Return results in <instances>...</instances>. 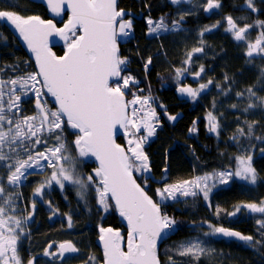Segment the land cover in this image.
Masks as SVG:
<instances>
[{
  "label": "snow or ice",
  "instance_id": "obj_1",
  "mask_svg": "<svg viewBox=\"0 0 264 264\" xmlns=\"http://www.w3.org/2000/svg\"><path fill=\"white\" fill-rule=\"evenodd\" d=\"M171 2L179 5L181 0ZM65 3L70 7L72 15L62 28H57L52 20H43L37 15L25 17L15 11L0 10V22L7 23L18 31L35 53L39 65L37 73L8 80L0 78V168L6 170V176H0V200L3 201L0 203V264H21L17 254V229L23 233L22 223L31 216L29 213L22 222L15 216L7 215L9 208L6 206H11L14 200L10 194L5 193L4 183L13 188L18 187L33 166L43 167L41 160L46 161L52 172L50 177L35 189V194H42L45 188L51 187L53 183L63 190L67 183L75 186L78 197L84 200L91 189L95 192L97 204L102 206L103 211L108 210L111 200L120 215L127 219L129 231L126 251L123 246L124 237L119 230L100 229L105 264H160L157 257V241L163 240L178 226L175 219L162 212L161 204L169 200L177 201L180 197L200 196L211 208L210 195L213 189L227 185L234 177L248 185H256L258 172L253 166V157L251 154L237 157L234 170L206 173L175 184L164 183L162 188L156 190L160 202L154 201L133 177L134 171L145 173V186L148 179L153 178L148 175L151 168L144 145L161 125L155 109L151 107L156 102L154 97L132 93L131 100L125 98L126 91L131 92L130 82L135 86L139 81L130 75H122L127 70L128 60L126 57L121 58L117 39L118 36L129 35L126 29H132V20L123 19L126 13L123 9L117 10V0H46L47 6L57 15L63 11ZM220 7L219 0H207L204 11L210 12ZM247 7L257 11L254 0H247ZM117 18H120L119 32ZM181 20L183 16L172 22L173 30H180ZM226 22L229 25L227 31L233 34L234 39L246 43V55L249 58L254 55L264 56V32L260 33L255 42H248L246 37L253 25L238 27L231 16L226 17ZM257 23L264 25V22ZM147 24L149 33L169 30V25L164 23L163 17L159 21L148 19ZM204 31L211 29L206 28ZM53 34L66 41L67 49L62 56L56 55L49 47V37ZM200 52H203L202 47L194 48L185 63L190 62L193 53ZM151 62L149 58L145 64L146 70ZM175 71L177 77H180L187 69ZM203 71L201 67L200 72ZM200 72L195 75L199 76ZM211 83L209 80L207 84H201L200 90L206 89ZM41 89H46V92L58 101L55 111L41 104ZM18 91L23 95L31 91L35 95L38 122L35 116L19 118L21 95H17ZM247 91L249 99L255 97L261 110H264V98L256 97L253 87H249ZM179 92L187 93L192 98L199 95L197 90L190 87H181ZM145 106L147 111L144 110ZM255 107L256 104L249 103L244 111L248 112ZM13 109L16 111L13 112ZM169 119L175 120L176 117L169 116ZM209 121V131L218 135V121L211 114ZM65 124L79 132L73 142V147L78 151L75 157L70 154L63 140L62 125ZM247 127V133L242 128L238 129L239 135H234L232 139L236 141L239 136L262 139L254 136L255 123H247ZM120 129L129 137L126 146L116 143L115 137ZM142 131L145 134L139 135ZM194 131L195 128L190 129V132ZM43 132L52 134L54 146L47 147L44 141L46 152H35L33 145L42 143L40 134ZM261 152L264 153V149H261ZM22 154L27 158L21 159ZM90 156L98 160L99 167L94 169L92 174L84 176L78 171V164L80 158ZM164 171L167 172V168ZM32 209L35 210V203L32 204ZM242 209L250 217H264V200L259 203L234 205L231 212H226L217 205L214 215L219 217L223 213L229 218H234ZM53 214L55 215V211ZM203 223H207L209 228L208 232L201 233L204 237L222 236L235 239L254 251L258 247H264V219L256 220L260 240L232 228ZM13 224L15 227L11 226ZM68 225L72 226L71 216L68 217ZM203 243L199 237L187 241L180 246L179 254L199 259L200 256L214 252L213 249L203 246ZM51 247L49 245V248ZM77 252L76 246L71 241H66L59 244L58 251L45 250L44 254L63 259L65 253ZM28 264H34V260H29Z\"/></svg>",
  "mask_w": 264,
  "mask_h": 264
},
{
  "label": "trees",
  "instance_id": "obj_2",
  "mask_svg": "<svg viewBox=\"0 0 264 264\" xmlns=\"http://www.w3.org/2000/svg\"><path fill=\"white\" fill-rule=\"evenodd\" d=\"M219 2L221 5L219 9L206 14L201 8L194 16L193 13H182L179 5L173 4L171 0H119L120 9L131 10L141 15L140 19L129 18L133 20V28L130 30L133 31L134 36H137L138 45L134 46L127 40H118L120 56L128 60L125 76L130 75L139 81L135 86L130 82L131 92L126 91V94L128 100L132 99V93L154 97L156 105L163 113V128L150 137L153 138V142L149 146L145 144L144 148L150 155L156 177L162 176L168 160L170 170L168 182H179L203 176L206 173L233 169L237 162L236 158L246 153L242 149H247L246 146L251 148L254 144L255 139H249L246 136H239L236 141L232 137L238 136L237 130L241 128L247 133V123L259 121L255 108L248 112L244 111L250 102L243 100L237 94L263 81L264 58L249 59L243 44L235 40L231 32L227 31L228 24L223 18L231 16L239 27L252 25L257 19L252 13L243 10L241 5L244 0H219ZM13 5H19V7ZM0 10L15 11L23 16L39 15L49 18L48 10L43 4L29 0H0ZM181 16L183 20L180 23L185 21L183 23L185 27L182 30L161 35L149 34L148 18L163 17L167 19V24L172 25V22L179 20ZM221 17L222 21H220ZM67 18L68 16L65 15V19ZM261 18L264 20V17ZM57 20L59 23L64 21ZM215 23L219 24L217 28L204 35L197 34L201 25L210 26ZM197 47L203 48L205 56L201 65H205L207 69L204 78L212 80V86L198 97H184L180 94L179 88L193 81L189 77L179 80L175 70H189L190 67L196 70L200 67L199 64L194 65L192 62L198 57V53H193L190 62L185 63L189 59V53ZM54 49L57 54L62 55L65 48L56 46ZM149 58L152 62L147 65L145 71L142 66ZM250 61L254 63L251 64ZM31 72L34 73L36 70L26 50L11 31L0 23V77L8 80ZM217 84L222 86V90L218 89ZM35 102V97L22 100L21 111L26 115L35 114L37 112ZM46 103L54 107L48 94ZM233 105L236 107H232ZM210 113L219 123L218 135L209 131L208 115ZM175 115H178L175 120L169 119V116ZM62 128L64 143L68 146L70 154L75 157L78 151L73 147V142L79 134L67 124ZM192 128L196 131L190 132ZM259 132H263V129L255 125L254 136L256 137ZM141 133L144 134V132ZM40 139L42 143L39 148L47 150L44 141L47 147L54 146L52 134L45 132ZM118 141L125 143L123 136H120ZM253 165L258 172L256 185H248L234 178L227 185L219 186L212 192L211 208L200 196H190L177 201L169 200L161 204L163 212L178 222L175 232L170 234L160 247L159 257L162 264H264V247H258L254 251L237 240L201 235L209 231L208 224L203 223L208 222L241 231L245 235H252L256 240H260L256 220L264 219V217L260 215L250 217L243 209L234 218H229L223 213L219 217L214 215L217 205L226 212H231L234 210V205L259 203L264 200V153H254ZM96 168V164L88 157L80 158L78 171L82 175L92 174ZM51 172V167H48L43 173L29 175L20 189L12 188L4 183L5 193L18 200L19 205L16 203L12 205L20 208L27 204L31 210L30 218L22 223L23 227H28V232L22 237L25 242L19 255L26 259L29 255L27 248H31L33 253L45 259L44 264H82L102 261L101 251L96 245L99 229L106 226L123 228L111 200L108 210L103 211L102 206L97 204L95 192L91 189L85 199L81 200L75 186L66 183L65 188L61 190L53 183L51 187L45 188L41 199L35 197L37 210L33 211L29 203L34 201L32 200L34 191ZM0 173L6 176L5 169L0 168ZM135 175L149 194L160 202L155 195V188L162 185L154 184L148 179L145 186V175L139 173ZM2 202L0 200V203ZM13 213L9 210L7 215ZM52 216L54 217L51 218ZM69 216L72 218L71 227L68 225ZM194 236L199 237L205 247L213 249L214 252L200 256L199 259L191 255H180L179 250L183 240ZM42 238H48L57 243L71 241L78 248L79 253L66 262L55 260L54 257H47L44 254L40 255L39 245L30 246L29 242L33 239L37 242Z\"/></svg>",
  "mask_w": 264,
  "mask_h": 264
},
{
  "label": "rangeland",
  "instance_id": "obj_3",
  "mask_svg": "<svg viewBox=\"0 0 264 264\" xmlns=\"http://www.w3.org/2000/svg\"><path fill=\"white\" fill-rule=\"evenodd\" d=\"M206 4H207V0H181V3L179 4V7H180V10H181V12L182 13H184V14H188V13H193V15L195 16L198 12L197 11H199L201 8H203L204 9V7H206ZM254 5H255V8L257 9V11H252V10H250L248 7H247V0H244V2H243V4L241 5V7L243 8V10L244 11H247V12H250V13H252L253 14V16L257 19V21H255L254 23H252V25H253V27L249 30V34L247 35V37H246V39H247V41L248 42H255V40H256V38L260 35V33L261 32H264V25H261V24H259V23H257V22H264V20H263V18H261V17H264V0H254ZM207 14V13H206ZM229 16V15H228ZM228 16H225L224 18H223V20L224 21H226V17H228ZM148 19H152V18H148ZM147 19V20H148ZM222 19V17L220 18V21H222L221 20ZM125 21L126 20H129V19H124ZM132 20V19H131ZM153 21H159L160 19H152ZM163 20H164V23L165 24H167V19L166 18H163ZM234 20V19H233ZM235 21V20H234ZM185 22V21H184ZM184 22H182V23H180V30H182L184 27H185V25L183 24ZM236 22V21H235ZM167 25H169V24H167ZM216 26V27H213V26ZM218 23H215V24H213V25H210V26H204V25H201L200 27H199V30L197 31V34L198 35H201V33H203V35L205 34V33H207V32H210V31H204L206 28H210L211 30H213V29H215V28H217L218 27ZM228 27H229V25H228ZM239 27V26H238ZM132 28H133V20H132ZM128 29H126V31H127ZM175 31H177V30H173L172 29V27H171V25H169V30L168 31H160V32H158V33H149L150 35H161V34H165V33H170V32H175ZM179 31V30H178ZM117 32H119V27H118V30H117ZM231 35H232V37L234 38V36H233V34L231 33ZM118 40L119 41H126L127 40V37L126 36H118ZM242 44H243V46H244V48L246 49V52H247V45H246V43L245 42H242V41H240ZM199 55H198V57L197 58H195L192 62H193V64L195 65V64H199V68L198 69H196V70H194L193 68H189V70H187V71H184L183 72V75H181L180 77H177L179 80H184V79H186V78H191L192 79V83H188V84H186V85H183V87H190V88H192V89H194V90H197L198 92H199V95L200 94H202V93H204V92H206V91H208L210 88H211V86H212V83L211 84H209L208 85V87L206 88V89H204V90H200V85L201 84H207L208 83V81L209 80H206L204 77L206 76V72H207V69L205 68V65H201V61H202V59L204 58V53L203 52H200V53H198ZM248 57V56H247ZM254 57H259V58H264V56H256V55H254ZM249 58V57H248ZM253 58V57H252ZM249 59H251V58H249ZM250 63L251 64H253L254 62L253 61H250ZM189 66H191V65H189ZM201 67H203V69H204V71L203 72H200V68ZM263 73H264V66H263ZM197 72H200V75L199 76H196L195 74L197 73ZM34 73H36V72H34ZM33 72H31V73H27V74H34ZM26 75V74H25ZM21 76H24V75H21ZM1 78V77H0ZM37 79H39L38 77H37ZM212 81V80H211ZM218 85V84H217ZM37 87H39V85H37ZM218 89H220V90H222V86L221 85H218ZM138 90H139V88H138ZM253 90L255 91V93H256V97H260V98H264V79H263V81L260 83V84H258V85H256V86H254L253 87ZM41 94H42V96H43V99L41 100V104H44V105H46V107L47 108H49V109H51L52 111H55L56 110V108L55 107H50L47 103H46V98H47V94H46V90L45 89H41ZM180 94L182 95V96H184V97H191V96H189L187 93H181L180 92ZM243 95L242 96H240V98H242L243 100H246V101H249L250 103H253V104H256L257 105V107H255V109H256V115L259 117V121H254L253 123H255V125H257V126H259L261 129H263V132H259L258 134H257V136L256 137H260V138H262L261 140H257V139H255L254 140V144H253V146L251 147V148H248V146H246L245 148H247L246 150H248V151H245L246 153L244 154L245 156L246 155H248V154H251L252 155V157H253V160H254V153H262L261 152V149H264V142H262V140H264V110H261V108L259 107V102L256 100V98L255 97H253L251 100L249 99V93H248V91L246 90L245 92H243L242 93ZM17 95H21V101L22 100H24V99H28V98H30V97H35V95L33 94V92H28L27 93V95H23V94H21L19 91L17 92ZM136 95H139V94H136ZM198 95V96H199ZM198 96H196V97H198ZM133 98V97H132ZM35 99H36V97H35ZM129 100H131V99H129ZM21 101H20V109H19V118H24V117H33V116H35V117H37V122H38V120H39V113H38V108H37V112L35 113V114H32V115H26V114H24L22 111H21V108H22V106H21ZM36 103V102H35ZM36 107H37V104H36ZM16 110L15 109H13V112H15ZM210 114H212V113H210ZM211 116H213V117H215L214 115H211ZM175 117L177 118L178 117V115H175ZM208 117H209V115H208ZM216 118V117H215ZM216 120H217V118H216ZM210 122V121H209ZM63 126V125H62ZM142 132H144V131H142ZM45 132H43V133H41L40 134V137H41V135L42 134H44ZM144 134H145V132H144ZM153 137V136H152ZM33 139H35V138H33ZM39 145L40 144H35V145H33V147H34V151L35 152H46V150H43V149H41V148H39ZM21 159H26L27 157H26V155H21V157H20ZM40 164L43 166V167H36V166H33V169H30L29 170V172L28 173H26V179H23L22 180V182H21V184L18 186V187H15V188H18V189H20L25 183H26V181H27V178H28V176L29 175H31V174H37V173H43V172H45L46 171V169L48 168V167H50V166H48L47 165V163H46V161H44V160H41L40 161ZM236 166H237V162H236V165L234 166V168H233V170L236 168ZM254 166V165H253ZM135 172V171H134ZM135 173H139V174H143L144 175V173L143 172H135ZM1 174V173H0ZM51 175V174H50ZM50 175L48 176V177H50ZM0 176H4V175H0ZM48 177H46V179L48 178ZM197 177V176H196ZM195 177H193L192 179H194ZM235 178V177H234ZM233 178V179H234ZM192 179H189V180H192ZM236 179H239V178H236ZM240 180V179H239ZM232 181V180H231ZM231 181H229V182H231ZM179 182H181V181H179ZM179 182H168V184H175V183H179ZM40 185V184H39ZM38 185V186H39ZM10 186V185H9ZM37 186V187H38ZM164 186V184L161 186V187H157V188H155V195H156V190L158 189V188H162ZM12 187V186H11ZM36 187V188H37ZM13 188V187H12ZM215 189H213V191H214ZM41 194L40 195H37V194H35V191H34V194H33V198H32V200H34V201H30V203H29V205H30V207H32V204L33 203H36V198L35 197H38V198H40L41 199ZM156 197H157V199L159 200V197L156 195ZM190 197V196H189ZM186 198H188V197H186ZM13 199V198H12ZM179 199H185V197H180ZM14 200V203H16L17 205H19V203H18V200L17 199H13ZM160 201V200H159ZM171 201V200H170ZM205 201V200H204ZM14 206V205H11V206H6V208H9V210H11V211H13L14 213L12 214V216H15L17 219H21L22 220V222H23V220H24V218L27 216H29V213H31V210H30V208L29 207H27V204L25 205V207L24 206H22V204L20 205V206H22V207H20V208H18V206ZM28 205V206H29ZM17 207V208H16ZM18 210H20L19 212H18ZM35 210H37V207H35ZM22 212H24L23 214H22ZM54 216H52L51 218H53ZM170 217V216H169ZM172 218V217H171ZM12 227H15V225L13 224V225H11ZM215 226H217V225H215ZM217 227H219V226H217ZM28 229V227L27 228H25V227H23V231H25V230H27ZM17 233H18V236H19V234H20V229H17ZM197 237L196 236H194V237H190V238H187V239H185V240H183V243H185V242H187V241H190V240H195ZM200 239V238H199ZM34 240L35 239H33V240H31L30 242H29V245L30 246H33V245H39V247L38 248H40V255L41 254H44L45 253V250H47V251H49V252H52V251H58V246H59V244H61V243H57V242H54V240H51V239H44V238H42V239H40V240H38L37 242L35 241L34 242ZM201 240V239H200ZM25 241L23 240V239H20L19 241H18V246L20 247V249H22V246H23V243H24ZM182 243V244H183ZM49 245H51L52 247L51 248H49ZM203 246H205V244L203 243ZM37 247V246H36ZM28 249V251H29V256H27L26 257V259H24L23 257L21 258V262L23 263V264H28V259L29 260H34V264H44V261H45V259L43 258V257H40L38 254H35V253H33V251L31 250V248H27ZM45 255V254H44ZM45 256H47V257H53V256H48V255H45ZM76 256V255H75ZM70 257H73V256H64V259H61V258H59V256H57V257H54V259L55 260H60V261H62V262H66V261H68L69 259H70ZM102 261H100V262H97V263H93L92 261L91 262H84V263H82V264H100Z\"/></svg>",
  "mask_w": 264,
  "mask_h": 264
},
{
  "label": "water",
  "instance_id": "obj_4",
  "mask_svg": "<svg viewBox=\"0 0 264 264\" xmlns=\"http://www.w3.org/2000/svg\"><path fill=\"white\" fill-rule=\"evenodd\" d=\"M29 1L34 2V3H38V4H43V5L47 8V10H48L49 18H43V17L40 16L41 19H43V20H52V22L56 25L57 28H62V27L64 26V24L67 23V21H68V19L70 18V16L72 15V13H71V9H70V7L68 6L67 3H65L64 8H63V11H61L60 14L57 15L56 13L52 12L51 9L47 6V4H46V0H29ZM118 5H119V0H117V5H116V7H117V10H120V8H119ZM123 10H124V12L126 13V15L123 17V19H129V18L140 19V18H141V15H137V14H135V13H134L133 11H131V10H127V9H123ZM212 11H213V10H212ZM212 11H210V12H206V11H205V12H206L207 14H210ZM20 15H21V14H20ZM65 15L68 16L67 19H65ZM22 16H23V15H22ZM37 16H39V15H37ZM25 17H27V16H25ZM57 19H59V20H64V21H63V23H59ZM119 22H120V18H117V30H118ZM0 23L4 24V25H5V26L11 31V33L15 36V38L18 39V41L20 42L21 46L24 48V50H26L28 57L32 60V62H33V64H34V67H35V70H36V73H37V72L39 71V65H38V63H37V61H36L35 53H34V52L28 47L27 42L23 40V38L19 35L18 31L15 30L12 26H10L9 24L4 23V22H0ZM117 43H118V46H119L118 39H117ZM56 46H64L65 49H64V52H63V54H62V55H64V53H65V51H66V49H67L66 41H64L63 38H61V37H59V36L53 34L52 36L49 37V47L51 48V50H52L56 55H58V56H62V55L57 54V52L55 51L54 47H56ZM119 54H120V49H119ZM127 70H128V65H127ZM127 70H126V71H127ZM126 71H124V72L122 73V75H125V74H126ZM38 78H39V77H38ZM39 79H40V78H39ZM45 90H46V89H45ZM46 93H47V92H46ZM47 94L50 96V100H51V102H52V105L57 109V108H58V101H57L56 98L53 97L50 93H47ZM125 98L128 100V96H127L126 93H125ZM65 119H66V118H65ZM75 131L79 134L78 130H75ZM120 136H123V137H124V139H125V143H124V144L119 143L118 138H119ZM128 139H129V137L124 133L123 129H120V130L118 131L116 137H115L116 143H117V144H120L121 146H126V145H127V140H128ZM144 151H145V148H144ZM145 152H146V151H145ZM146 154H147V152H146ZM147 155H148V154H147ZM148 158H149V156H148ZM88 159H89L90 161L94 162V163L96 164L97 167H99V162H98V160H97L95 157H91V156H90V157H88ZM149 164H150L151 171H150V173H149L148 175H150L151 177H153V178H151V179H149V180H150L152 183L157 184V185H163L164 183H168V181H169V172H170V170H169L168 160H167V166H166V168H167V172L163 171V174H162V176H160V177H156V176H155V174H154V172H153L152 162H151V159H150V158H149ZM144 175H145V173H144ZM133 177L135 178L136 182H137L138 184H140L134 172H133ZM140 185H141V184H140ZM141 187H143L144 190L148 193V195L151 196V195L149 194V192L147 191V189H146L144 186L141 185ZM151 197L153 198L154 201L158 202L153 196H151ZM111 202H112V204L114 205V202H113V201H111ZM158 203H159V202H158ZM114 208H115V207H114ZM115 209H116V212H117V214H118V216H119V219H120V221H121V224H122L123 228H115V227H113V226H106V227H101V228H112V229H114V230H119L120 233H121V235L124 237L123 246H124V250L126 251V250H127V248H126L127 235H128V231H129L128 223H127V219H126L125 217H123V216L120 215L119 210H118L117 208H115ZM161 209H162V212H163V207H162V205H161ZM163 213H164V212H163ZM101 228H100V229H101ZM226 228H227V227H226ZM100 229H99V235H98V238L96 239V245H97V247L99 248V250L101 251V254H102V262H101L100 264H105V256H104L103 241L100 240V236H101ZM234 230H235V229H234ZM236 231H238V230H236ZM239 232H241V231H239ZM241 233H242V232H241ZM242 234H244V233H242ZM244 235H245V234H244ZM167 237H168V236H166L163 240H159V241H157V257H158V259H159V261H160V264H162V263H161V260H160V257H159V250H160V247H161L162 243H164V242L166 241ZM219 237L222 238V239H229V238H224V237H222V236H219ZM229 240H235V239H229ZM73 244H74V243H73ZM74 245H75V244H74ZM76 248H77V247H76ZM77 249H78V248H77ZM78 253H79V250H78L77 253H71V254H69V253H65V256H75V255H78Z\"/></svg>",
  "mask_w": 264,
  "mask_h": 264
},
{
  "label": "built area",
  "instance_id": "obj_5",
  "mask_svg": "<svg viewBox=\"0 0 264 264\" xmlns=\"http://www.w3.org/2000/svg\"><path fill=\"white\" fill-rule=\"evenodd\" d=\"M129 32V35L127 36V41H130L134 44V46H137L138 45V38L137 36H134V33L132 30H127ZM142 69L146 71L145 69V64H143L142 66ZM152 97V96H151ZM153 109H155V113H156V116L158 117L159 119V123L161 125V127L157 128L156 131L160 130L163 128V125H164V122H163V113L162 111H160L159 107L156 105V103H153L152 106H151ZM145 111H147V106H145ZM153 123H155V121H153ZM140 135H144L142 133H140ZM153 142V138H149L148 142L146 143L147 146H149V144H151ZM146 151V150H145ZM149 158H150V155L149 153L147 152ZM175 232V230L170 233V234H173ZM169 234V235H170Z\"/></svg>",
  "mask_w": 264,
  "mask_h": 264
},
{
  "label": "flooded vegetation",
  "instance_id": "obj_6",
  "mask_svg": "<svg viewBox=\"0 0 264 264\" xmlns=\"http://www.w3.org/2000/svg\"><path fill=\"white\" fill-rule=\"evenodd\" d=\"M24 226V224L22 225V227ZM28 232V230H25V231H23V233H21L20 232V234H19V236H18V240H17V254H18V257H19V259H20V261H21V256L19 255V252H20V247L18 246V241L20 240V239H22V237L23 236H25V234ZM29 256V255H28ZM28 261H29V259H28ZM22 263V262H21ZM10 264H11V262H10Z\"/></svg>",
  "mask_w": 264,
  "mask_h": 264
}]
</instances>
